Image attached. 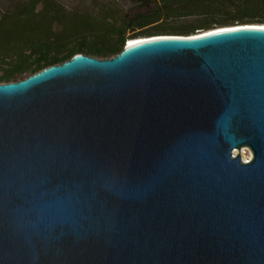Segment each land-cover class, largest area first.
<instances>
[{
	"label": "water",
	"instance_id": "obj_1",
	"mask_svg": "<svg viewBox=\"0 0 264 264\" xmlns=\"http://www.w3.org/2000/svg\"><path fill=\"white\" fill-rule=\"evenodd\" d=\"M0 264H264V24L0 82Z\"/></svg>",
	"mask_w": 264,
	"mask_h": 264
},
{
	"label": "trees",
	"instance_id": "obj_2",
	"mask_svg": "<svg viewBox=\"0 0 264 264\" xmlns=\"http://www.w3.org/2000/svg\"><path fill=\"white\" fill-rule=\"evenodd\" d=\"M129 1L130 13L115 2H100L89 11H69L57 0H26L6 8L0 12V82L35 74L79 53L111 58L133 39L196 35L255 18L264 24V0Z\"/></svg>",
	"mask_w": 264,
	"mask_h": 264
},
{
	"label": "rangeland",
	"instance_id": "obj_3",
	"mask_svg": "<svg viewBox=\"0 0 264 264\" xmlns=\"http://www.w3.org/2000/svg\"><path fill=\"white\" fill-rule=\"evenodd\" d=\"M26 1V0H0V12H3L6 8L12 7L13 5L18 4L19 2ZM60 4H62L66 9L69 11H89L93 8L98 3L106 4V3H111L115 2L120 4L122 8L124 9L125 12L130 13L132 10V3L129 0H57ZM133 13V12H132ZM131 13V14H132ZM263 18H255V20L249 19L246 20L244 23H236V24H248L249 21H257V22H252L250 24H256L258 21H262ZM233 24V25H236ZM140 32V31H138ZM135 32H129V36L132 37Z\"/></svg>",
	"mask_w": 264,
	"mask_h": 264
}]
</instances>
